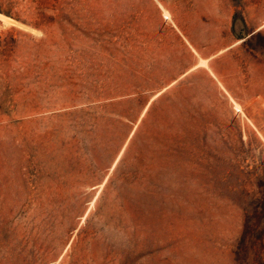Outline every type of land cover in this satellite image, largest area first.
I'll use <instances>...</instances> for the list:
<instances>
[{"label": "rangeland", "instance_id": "1", "mask_svg": "<svg viewBox=\"0 0 264 264\" xmlns=\"http://www.w3.org/2000/svg\"><path fill=\"white\" fill-rule=\"evenodd\" d=\"M0 14V264H264V0Z\"/></svg>", "mask_w": 264, "mask_h": 264}, {"label": "crops", "instance_id": "2", "mask_svg": "<svg viewBox=\"0 0 264 264\" xmlns=\"http://www.w3.org/2000/svg\"><path fill=\"white\" fill-rule=\"evenodd\" d=\"M165 17H166L167 19H169V16H166V15H165ZM206 63H207L206 60H201L200 63H199V65H206Z\"/></svg>", "mask_w": 264, "mask_h": 264}, {"label": "bare ground", "instance_id": "3", "mask_svg": "<svg viewBox=\"0 0 264 264\" xmlns=\"http://www.w3.org/2000/svg\"><path fill=\"white\" fill-rule=\"evenodd\" d=\"M0 18H3V15L0 14Z\"/></svg>", "mask_w": 264, "mask_h": 264}]
</instances>
